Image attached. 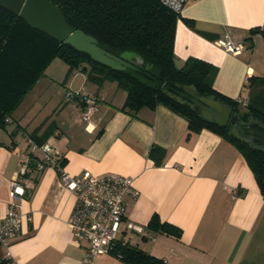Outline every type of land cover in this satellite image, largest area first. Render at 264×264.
<instances>
[{"label": "crops", "instance_id": "1", "mask_svg": "<svg viewBox=\"0 0 264 264\" xmlns=\"http://www.w3.org/2000/svg\"><path fill=\"white\" fill-rule=\"evenodd\" d=\"M254 27L264 29V0H187L175 22V63L197 57L214 64V88L246 100L251 77L264 74V41L260 31L250 32ZM226 35L243 40L245 49L227 52L216 42ZM55 59L31 89L38 85L42 92L56 81L61 90L56 86L42 104L21 109L19 103L0 127V218L11 201L31 215L15 238L0 243V256L16 264H85L86 243L75 242L68 226L74 194L60 185L53 166L31 167L22 177L27 193L14 200L9 194L20 167L40 155L27 136L49 132L44 142L65 171L127 175L138 190L124 196L128 210L112 248L93 264H128L116 251L124 242L163 264H264V196L234 144L207 128L188 133L187 120L162 104L130 114L120 108L125 91L115 81L98 85L77 68L66 74L67 64ZM67 89L97 97L99 109L89 121L81 117L80 98H65ZM152 145L164 149L159 163L149 156ZM153 214L179 227L180 235L149 230Z\"/></svg>", "mask_w": 264, "mask_h": 264}, {"label": "trees", "instance_id": "2", "mask_svg": "<svg viewBox=\"0 0 264 264\" xmlns=\"http://www.w3.org/2000/svg\"><path fill=\"white\" fill-rule=\"evenodd\" d=\"M63 13L66 20L87 34L94 36L99 46L119 55L133 51L142 58L138 69H115L93 60L88 53L72 45L59 42L47 33L29 26L19 15L0 6V127L5 128L10 116L36 80L44 74L47 65L56 57L67 64V72L80 69L89 81L100 85L112 80L125 91L121 109L134 114L140 107L154 108L162 104L187 120L188 133L207 128L234 144L249 165L260 193L264 196V145L257 146L242 135L231 131L230 123L220 124L205 118L201 106L193 99L213 96L223 105L230 106L239 120L250 117L264 124V74L253 76L258 88H249L248 99H235L216 90L213 81L217 68L214 64L197 57H188L181 66L174 59L173 39L176 13L159 0H50ZM193 27V21L184 19ZM260 31L264 41V29ZM192 86L195 93L187 87ZM242 105V108L240 107ZM49 135L31 134L40 144ZM164 149L152 145L149 156L155 163L161 161ZM33 159V157H32ZM62 165L63 159L58 158ZM33 166V165H32ZM27 193V191H26ZM147 228L153 232L180 235V228L161 221L153 214ZM120 258L128 264H163L158 258L135 244L117 245ZM0 264L10 260L0 256Z\"/></svg>", "mask_w": 264, "mask_h": 264}, {"label": "built area", "instance_id": "3", "mask_svg": "<svg viewBox=\"0 0 264 264\" xmlns=\"http://www.w3.org/2000/svg\"><path fill=\"white\" fill-rule=\"evenodd\" d=\"M159 1L168 9L179 13L187 0ZM216 42L232 54H239L246 47L243 40H233L228 35ZM77 97L83 104L81 117L84 121H89L90 117L99 109L98 99L95 95L82 91L71 89L65 91L67 100ZM5 120L9 122L10 116ZM27 140L33 149L38 150L40 155L32 159V164L30 161V163H24L10 180L11 199H18L26 194L22 177L31 170V167L42 169L46 165L53 166L58 172L60 185L74 194V205L68 217L72 239L77 243H86L82 262L93 264L97 256L109 252L112 248L120 222L128 210L124 196L126 194L138 195L132 178L111 172L93 174L87 170L80 174H71L59 164L58 156L52 145L44 141L37 144L30 136H27ZM23 220L31 221V215L21 212L16 203L11 201L10 206L0 218V243H5L18 235ZM10 264L16 263L10 260Z\"/></svg>", "mask_w": 264, "mask_h": 264}, {"label": "water", "instance_id": "4", "mask_svg": "<svg viewBox=\"0 0 264 264\" xmlns=\"http://www.w3.org/2000/svg\"><path fill=\"white\" fill-rule=\"evenodd\" d=\"M0 6L19 15L29 26L88 53L93 60L112 68L138 69L143 63L142 58L133 51H123L117 56L99 46L94 36L70 24L50 0H0ZM193 100L201 106V113L205 118L220 124L229 121L231 126H240L247 132L252 144L264 145V124L258 120L253 117L245 121L238 120V114L230 106L223 105L212 95Z\"/></svg>", "mask_w": 264, "mask_h": 264}, {"label": "rangeland", "instance_id": "5", "mask_svg": "<svg viewBox=\"0 0 264 264\" xmlns=\"http://www.w3.org/2000/svg\"><path fill=\"white\" fill-rule=\"evenodd\" d=\"M54 62H62L61 61V59H59L58 57H56V59H55V61ZM54 62L52 63V65H51V67H50V70H55L56 71V69L55 68H53L52 66H53V64H54ZM63 63V62H62ZM49 65V64H48ZM47 65V66H48ZM47 68V67H46ZM45 68V69H46ZM48 71H50L49 69H47ZM44 73H46L45 72V70H44ZM45 83H46V81H44ZM52 84V85H51ZM56 86H58V88L61 90V88L63 87L62 86V83L61 82H56V81H54V82H51L50 84H48L47 86H45V88H44V90L42 91V92H40V91H38L37 90V87H38V85H35L30 91H28L25 95H24V97L22 98V100H21V102H20V105H19V107L21 108V109H23L24 108V106H28V105H30V104H35L36 102V105L37 104H42V103H45V101L46 100H48V96H49V94L51 93V91H53V90H55L56 89ZM253 87H255L254 89H256V88H258L259 87V85H256V84H254L253 83V86H251V85H247V88L249 89H251V90H254L253 89ZM187 89L191 92V93H195V91H194V89H193V87L192 86H188L187 87ZM120 90H122V91H124L123 89H121L120 88ZM45 91V92H44ZM249 92V91H248ZM248 92H246V93H248ZM59 93V92H58ZM250 93V92H249ZM249 96V95H248ZM60 97H61V95H60ZM246 99H248V97L246 98ZM241 108H242V105L240 106ZM231 131L232 132H234V133H236V134H239V135H242V133H241V129L240 128H238L237 126H235V125H233L232 126V128H231Z\"/></svg>", "mask_w": 264, "mask_h": 264}, {"label": "flooded vegetation", "instance_id": "6", "mask_svg": "<svg viewBox=\"0 0 264 264\" xmlns=\"http://www.w3.org/2000/svg\"><path fill=\"white\" fill-rule=\"evenodd\" d=\"M237 119L239 120V117H238ZM227 123H229V121H228ZM235 126H236V125H235Z\"/></svg>", "mask_w": 264, "mask_h": 264}]
</instances>
